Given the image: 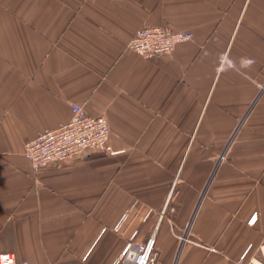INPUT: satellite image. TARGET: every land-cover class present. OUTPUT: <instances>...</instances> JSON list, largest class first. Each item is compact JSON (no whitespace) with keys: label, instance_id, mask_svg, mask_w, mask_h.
<instances>
[{"label":"crops","instance_id":"crops-1","mask_svg":"<svg viewBox=\"0 0 264 264\" xmlns=\"http://www.w3.org/2000/svg\"><path fill=\"white\" fill-rule=\"evenodd\" d=\"M156 25L193 39L127 48ZM262 85L264 0H0V253L112 264L154 233L155 264L259 258ZM74 103L108 119L115 152L34 171L25 142Z\"/></svg>","mask_w":264,"mask_h":264},{"label":"built area","instance_id":"built-area-1","mask_svg":"<svg viewBox=\"0 0 264 264\" xmlns=\"http://www.w3.org/2000/svg\"><path fill=\"white\" fill-rule=\"evenodd\" d=\"M192 39V32L175 30L168 25L143 26L128 41L127 48L145 59L155 60ZM71 108L72 116L68 122L25 142L24 154L31 161L34 171L50 163L75 161L87 152H115L110 143L112 129L108 119L88 114L79 104L74 103ZM155 246L154 233L142 242L130 240L112 264H155ZM258 251L259 258H251L247 262L240 258L230 264H264V243L258 247ZM0 264H16L15 255L0 253Z\"/></svg>","mask_w":264,"mask_h":264}]
</instances>
